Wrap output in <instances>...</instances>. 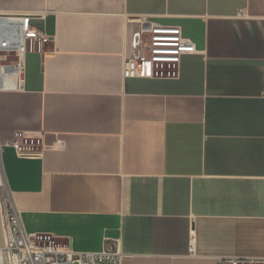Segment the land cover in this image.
Returning a JSON list of instances; mask_svg holds the SVG:
<instances>
[{"label":"crops","instance_id":"0c3cea01","mask_svg":"<svg viewBox=\"0 0 264 264\" xmlns=\"http://www.w3.org/2000/svg\"><path fill=\"white\" fill-rule=\"evenodd\" d=\"M0 16L55 37L0 90V249L10 206L27 232L124 264L264 259V0H0ZM146 22L198 52L125 78Z\"/></svg>","mask_w":264,"mask_h":264},{"label":"built area","instance_id":"2783aa9c","mask_svg":"<svg viewBox=\"0 0 264 264\" xmlns=\"http://www.w3.org/2000/svg\"><path fill=\"white\" fill-rule=\"evenodd\" d=\"M142 32L146 39L140 42L139 56L125 62V78L171 74L178 70L185 56L198 52L195 43L179 26L146 22ZM54 41L55 37L46 29L33 25L30 16H0V90L18 88L25 75L27 55L53 54L50 46ZM8 145L20 156L34 155L24 151L18 140ZM3 226L5 246L0 249V264H124L129 257L119 249L110 248L78 252L69 245H62L53 234H31L25 230L18 212L10 206L3 211ZM218 264H264V259L222 258Z\"/></svg>","mask_w":264,"mask_h":264},{"label":"bare ground","instance_id":"6f19581e","mask_svg":"<svg viewBox=\"0 0 264 264\" xmlns=\"http://www.w3.org/2000/svg\"><path fill=\"white\" fill-rule=\"evenodd\" d=\"M5 73H8L7 71H5ZM7 87V86H6ZM6 89V88H5ZM7 89H9V88H7Z\"/></svg>","mask_w":264,"mask_h":264}]
</instances>
